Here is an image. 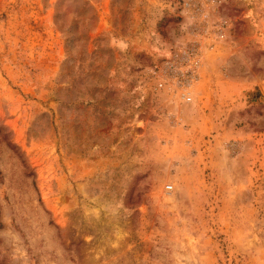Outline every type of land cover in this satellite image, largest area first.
Listing matches in <instances>:
<instances>
[{
	"label": "rangeland",
	"instance_id": "obj_1",
	"mask_svg": "<svg viewBox=\"0 0 264 264\" xmlns=\"http://www.w3.org/2000/svg\"><path fill=\"white\" fill-rule=\"evenodd\" d=\"M0 264H264V0H0Z\"/></svg>",
	"mask_w": 264,
	"mask_h": 264
},
{
	"label": "built area",
	"instance_id": "obj_2",
	"mask_svg": "<svg viewBox=\"0 0 264 264\" xmlns=\"http://www.w3.org/2000/svg\"><path fill=\"white\" fill-rule=\"evenodd\" d=\"M189 101H191L192 99L191 98H188Z\"/></svg>",
	"mask_w": 264,
	"mask_h": 264
}]
</instances>
